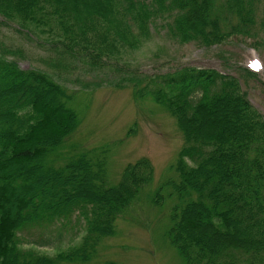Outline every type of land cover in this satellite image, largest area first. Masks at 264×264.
<instances>
[{
	"label": "trees",
	"instance_id": "obj_1",
	"mask_svg": "<svg viewBox=\"0 0 264 264\" xmlns=\"http://www.w3.org/2000/svg\"><path fill=\"white\" fill-rule=\"evenodd\" d=\"M259 10L264 31L261 0H0L5 24L29 37L45 34L64 59L94 68L118 63L160 20L170 38L211 46L250 32ZM138 94L164 106L185 139L177 179L153 199L160 204L172 187L182 200L170 214L169 243L186 264H264V117L239 79L181 66L150 76ZM70 99L45 72L0 53V264H90L97 240L115 233L118 216L153 179L145 157L127 164L113 185L86 153L63 166L49 162L79 125ZM76 212L86 223L79 246L56 256L22 248L21 229Z\"/></svg>",
	"mask_w": 264,
	"mask_h": 264
},
{
	"label": "rangeland",
	"instance_id": "obj_2",
	"mask_svg": "<svg viewBox=\"0 0 264 264\" xmlns=\"http://www.w3.org/2000/svg\"><path fill=\"white\" fill-rule=\"evenodd\" d=\"M261 14L259 10L250 32L232 35L211 46L170 38L166 22L160 20L140 47L128 50L114 65L96 68L86 60L64 59L45 34L29 37L0 17V53L24 70L48 74L65 89L71 97L69 105L79 115L77 129L48 156L49 162L63 166L86 153L94 164H102L108 185L116 184L124 167L142 157L153 165L152 181L118 216L115 233L97 240L88 263L186 264L165 236L172 208L182 200L170 195L172 187L163 189L160 204L153 200L160 186L177 179L174 165L185 144L184 135L164 106L151 94L140 96L138 90L150 76L173 72L181 66L214 68L237 77L242 91L264 117ZM245 68L256 75H247ZM85 234V218L77 212L52 222L28 225L18 232L22 248L48 256L79 246ZM64 264L84 263L76 260Z\"/></svg>",
	"mask_w": 264,
	"mask_h": 264
}]
</instances>
